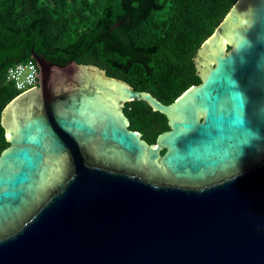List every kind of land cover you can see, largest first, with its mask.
Segmentation results:
<instances>
[{
	"label": "water",
	"instance_id": "water-1",
	"mask_svg": "<svg viewBox=\"0 0 264 264\" xmlns=\"http://www.w3.org/2000/svg\"><path fill=\"white\" fill-rule=\"evenodd\" d=\"M32 57L38 87L2 114L0 264H264V0H237L170 104ZM132 100L167 116L155 143Z\"/></svg>",
	"mask_w": 264,
	"mask_h": 264
},
{
	"label": "trees",
	"instance_id": "trees-1",
	"mask_svg": "<svg viewBox=\"0 0 264 264\" xmlns=\"http://www.w3.org/2000/svg\"><path fill=\"white\" fill-rule=\"evenodd\" d=\"M237 0H0V154L10 146L2 114L21 91L7 70L33 59L97 65L170 104L202 82L194 60ZM130 128L150 143L167 117L144 100L126 103ZM162 116V117H159Z\"/></svg>",
	"mask_w": 264,
	"mask_h": 264
},
{
	"label": "built area",
	"instance_id": "built-area-1",
	"mask_svg": "<svg viewBox=\"0 0 264 264\" xmlns=\"http://www.w3.org/2000/svg\"><path fill=\"white\" fill-rule=\"evenodd\" d=\"M7 81L14 84L21 93L37 86L36 61L30 59L10 66L7 70Z\"/></svg>",
	"mask_w": 264,
	"mask_h": 264
},
{
	"label": "flooded vegetation",
	"instance_id": "flooded-vegetation-1",
	"mask_svg": "<svg viewBox=\"0 0 264 264\" xmlns=\"http://www.w3.org/2000/svg\"><path fill=\"white\" fill-rule=\"evenodd\" d=\"M38 85H39V78H38V84H37V86L36 87H38ZM128 102H130V101H128ZM127 103V102H126ZM125 106H126V104H125ZM125 106H124V108H125ZM124 111H125V109H124ZM126 113V112H125ZM127 115V114H126ZM128 117V116H127ZM159 117H162V116H159ZM167 117V116H166ZM129 118V117H128ZM129 121H130V124H131V120H130V118H129ZM167 122H168V118H167ZM129 128H130V125H129ZM131 129V128H130ZM169 129H170V127H169ZM133 130V129H132ZM168 130V129H167ZM138 133H140L141 134V136H142V138L144 139V140H146L144 137H143V135H142V133L140 132V131H138V130H136ZM163 132V131H162ZM147 142H149L148 140H146ZM150 143V142H149ZM164 152H165V149H162L161 150V153L162 154H164Z\"/></svg>",
	"mask_w": 264,
	"mask_h": 264
}]
</instances>
